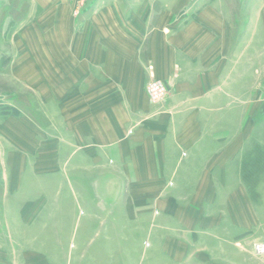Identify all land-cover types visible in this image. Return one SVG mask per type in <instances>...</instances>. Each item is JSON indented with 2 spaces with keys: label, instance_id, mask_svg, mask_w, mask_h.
Here are the masks:
<instances>
[{
  "label": "crops",
  "instance_id": "obj_1",
  "mask_svg": "<svg viewBox=\"0 0 264 264\" xmlns=\"http://www.w3.org/2000/svg\"><path fill=\"white\" fill-rule=\"evenodd\" d=\"M23 1L0 66L37 96L46 123L0 92V254H30L18 228L54 210L48 227L75 222L92 264H264L253 252L264 174L257 201L246 173L264 152V0H242V15L240 0H196L183 19L154 0H97L80 16L74 0ZM152 79L167 85L163 102L148 98ZM32 174L56 186L17 198ZM46 228L31 242H46ZM35 254L51 264L47 245Z\"/></svg>",
  "mask_w": 264,
  "mask_h": 264
},
{
  "label": "rangeland",
  "instance_id": "obj_2",
  "mask_svg": "<svg viewBox=\"0 0 264 264\" xmlns=\"http://www.w3.org/2000/svg\"><path fill=\"white\" fill-rule=\"evenodd\" d=\"M97 0H88L84 5L78 4V0H74V5H73V15L74 16H80L81 14H87L89 11L92 10L93 5L95 4ZM99 1V0H98ZM133 3L130 4L129 1L124 0L122 6L123 7H128V9H131L132 7H135L134 4L138 5L139 3H142L143 5H149L145 1L147 0H131ZM135 1V2H134ZM153 0H148V2H152ZM155 3L157 4L156 6L161 8L160 10H163L164 8H173L174 12L177 13L178 17L180 19H183L185 17H188L189 14L191 13L190 11V6L192 9V6L195 5L196 0H154ZM232 1V0H231ZM235 1V0H234ZM240 3L234 4L233 3V9L234 11H237V13L234 12L235 14H243V1L240 0ZM128 2V3H127ZM132 5V6H130ZM97 10H99V14L102 15V13L107 10L106 7H104V2L100 1ZM137 10V9H136ZM27 11V5L23 0H6L3 3H0V48H3V52L7 53L6 46L8 43H10L12 40H15L16 42L19 40L18 34H8V32L11 30V27L14 28L18 25V20L26 13ZM179 19V18H178ZM246 20L238 19L237 18V23L239 25V29L242 30V25L245 23ZM12 23L14 24L12 26ZM17 31L19 29H16ZM259 37V38H258ZM258 39V40H257ZM257 40V41H256ZM257 47L262 44V35L261 33L256 36L255 38ZM252 55V54H251ZM6 57V55L4 56ZM1 58V57H0ZM239 60H246L247 59V51L242 50L240 52V56L238 57ZM49 71L52 74H55V68L49 67ZM5 69L0 66V92H13L17 93L20 98H22L23 103L20 105L21 107H27V111L32 112L34 116H36L37 119H41L42 123H46V119L44 114L41 111V105L40 102L35 94L32 92L28 91L23 84L21 83H16L11 80L6 75ZM264 78V77H263ZM53 88L55 87V83H52ZM69 86V85H68ZM257 91L261 92L264 94V82L258 83L257 86ZM167 94H168V89H167ZM167 94L162 98L163 102L165 98L167 97ZM20 104V103H19ZM19 112L18 110H15ZM255 157L254 161H251L250 164V171L248 170L246 173H253V175L249 178L250 183L253 184V188L251 190V193L253 194V197L259 201L261 198L260 195V187L259 184L261 182V178L264 174V152H261L259 149L255 151ZM71 167L69 165H64L63 168V174H67L68 176H71ZM26 184H24L23 180H20V183L17 184L19 187V195L18 193L16 194L17 198L19 199H33L36 198L40 190H44L45 187H51V186H56L55 182V177L48 179L47 181L41 180L37 177H35L33 174L32 176H27L26 177ZM54 186V187H55ZM17 206V204H16ZM13 204L11 207L12 212L16 214L17 208ZM79 211V210H78ZM87 213V210L82 209L81 211L77 212L75 215L78 213L80 214ZM70 212H68L69 214ZM55 211L54 210H49L48 215L46 217V226L42 224V226L39 224L34 228H31L30 230H20L18 228L17 231V236L22 237V240L25 239L26 243L23 245H27L30 254H18V251L16 253V250H14L13 247H11V253L12 254H0V264H24L25 257L31 256V264H41L39 260L40 254H35V253H40L41 250H44L46 245L48 247V258H50V263L51 264H92L89 260L90 254H87L88 250V244L84 241H81L79 237L77 236V232L80 231L78 229V226H76L75 222H71L70 220L66 221L64 219L65 224L61 228H53V227H48L50 226V223H53L55 218H54ZM71 215H74L73 213ZM69 216V215H68ZM65 218L66 214H61L60 218ZM17 219V218H16ZM76 219V218H75ZM55 224V223H54ZM44 225V226H43ZM47 227V228H46ZM46 228L48 231V234L46 236V242H37V243H32L31 239L34 235L39 234L41 230ZM8 230V229H7ZM262 232H259V236H262L259 241H264V226L260 228ZM9 232V230H8ZM13 234V230L10 228V232ZM46 243V245L44 244ZM109 247V244H106ZM149 245V244H147ZM102 246H104L102 244ZM106 246V247H107ZM10 250V247H9ZM2 255L7 257V260L2 259ZM43 255V254H42ZM84 259H83V258ZM79 258V259H78ZM79 260V261H78Z\"/></svg>",
  "mask_w": 264,
  "mask_h": 264
},
{
  "label": "built area",
  "instance_id": "obj_3",
  "mask_svg": "<svg viewBox=\"0 0 264 264\" xmlns=\"http://www.w3.org/2000/svg\"><path fill=\"white\" fill-rule=\"evenodd\" d=\"M88 0H78V4L84 5ZM167 85L157 79H152L146 85V93L151 102L160 103L167 94ZM253 252L256 256L264 259V241H255L253 243Z\"/></svg>",
  "mask_w": 264,
  "mask_h": 264
}]
</instances>
